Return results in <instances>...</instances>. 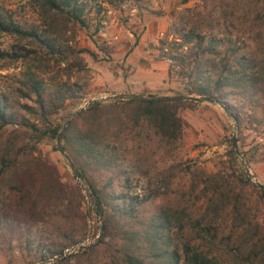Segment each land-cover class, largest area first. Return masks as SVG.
I'll use <instances>...</instances> for the list:
<instances>
[{
  "label": "trees",
  "instance_id": "16d2710c",
  "mask_svg": "<svg viewBox=\"0 0 264 264\" xmlns=\"http://www.w3.org/2000/svg\"><path fill=\"white\" fill-rule=\"evenodd\" d=\"M35 1L48 18L47 30L24 29L0 9V32L30 39L51 57L62 55L70 75L84 70L81 53L92 52L69 46L65 34L68 22L88 27L90 0ZM109 1L120 5L126 0ZM157 50L161 57L171 58L168 72L174 68L185 81L186 94L216 99L231 113L238 142L244 130L264 125V0H196L173 16ZM35 52L19 44L9 52L0 45V59L25 58ZM26 77L28 92L24 96L33 104L17 101V108L0 92V125L40 131L20 112L21 107L45 123L43 133L56 138L61 128L56 115L66 101L87 93V85L78 78L46 86L34 74ZM150 91L159 94L148 95L170 92L161 87ZM201 103L115 98L90 104L69 121L61 145L91 196L97 221L93 237L99 233L100 211L103 224L95 243L50 264H67L71 258L76 264H221L224 257L230 264H264V189L252 184L239 167L231 135L227 167L210 170L196 159H188L150 175L142 163L131 162V142L140 139L145 129L157 136L166 156L172 155L182 136L181 109ZM20 135L13 129L0 142V178L7 173L18 176L29 164ZM240 148L245 155L241 143ZM40 165L41 182L29 217L35 224L53 228L58 239L49 243L36 239L22 222L19 244L31 256L24 264L52 258L83 241L89 226V210H82L77 201V197L85 200L78 184L72 179L73 188L64 190L52 167ZM178 173L186 178V203L147 213L148 202L155 195L169 193ZM147 175L155 178V189L142 183ZM13 189L22 190L18 181ZM5 222L0 214V231Z\"/></svg>",
  "mask_w": 264,
  "mask_h": 264
},
{
  "label": "rangeland",
  "instance_id": "374dc122",
  "mask_svg": "<svg viewBox=\"0 0 264 264\" xmlns=\"http://www.w3.org/2000/svg\"><path fill=\"white\" fill-rule=\"evenodd\" d=\"M195 2L196 0H126L117 5L110 3L109 0H90L86 11L88 27H78L68 22L65 34L68 40L66 43L76 48H88L92 52L91 54L81 53L86 62V67L84 70L71 73V75L65 69L66 61L61 59L62 55L54 54L51 57L45 49H40L30 39L22 38L16 34L0 32L2 49L10 52L13 50V46L19 44L26 49L36 50L35 53H30L25 58L0 59V92L6 95L8 100L15 103L16 106L17 101L33 104V100L24 96L28 92V85L26 84L28 73L43 80L46 86H52L63 81L72 82L79 78L80 82L86 83L87 93H83L80 99L66 101L64 108L56 115L62 125L67 114L84 104L88 99L119 93L114 89L112 90L113 83L111 80L120 75L123 76V74L127 75L130 66L126 60L128 56L134 53L135 48L142 49L139 53L142 63L151 66L157 75L158 83H160L159 72L165 63L162 62L163 56L161 57L157 50L159 40L164 36L173 16L182 11L184 7L193 6ZM131 7L136 8L133 14L130 13ZM98 8H101L100 11L97 10ZM0 9L5 16L10 17L24 29H48V18L35 0H0ZM103 20H106L107 23L103 24ZM62 42L65 41L62 40ZM153 63L155 64L154 67L151 65ZM167 65L169 67V63ZM174 71V68L170 72L167 71V82L165 87L161 88H164V91H170L167 94H186L185 81L181 80ZM161 85L163 86V84ZM139 93L144 95H148L147 93L159 94L158 91L149 90H143ZM19 110L36 124L40 131L32 127L17 125L3 127L0 125V142L9 131L13 129L20 131V136L26 144L25 150L29 159L28 166L25 165L24 169L20 171L22 173L18 176L7 173L0 178V198L2 200L4 198V202H0V214L6 220L0 231V264H24L31 258L29 252L22 250L19 244L22 222L26 223L25 226L30 228V235L36 239L42 238L46 243L58 239L56 232L52 230L53 228L46 229L41 223L35 224L29 217L41 182L40 164H47L52 167L64 190H70L73 180L77 183L71 174L67 161L58 151L56 138H51L42 132L45 123L39 117L28 114L21 107ZM181 115L183 118L181 141L178 142L172 155L166 156L159 146L157 136L152 130L145 129L140 139L131 142L134 148V158L131 162L134 164L142 163L149 169L150 175L173 162L187 161L188 159H196L210 170L217 167H227L230 163V158L227 155L230 147L229 135L233 136L234 122L226 112L216 104L202 102L198 105L185 106L181 109ZM236 135L238 139V127H236ZM241 136L242 140L238 144L240 147L241 143L245 151V155L242 152L244 158L251 172L256 174L260 182L264 183V125L258 129H246ZM240 150L242 151L241 148ZM237 159L239 167L244 171L238 156ZM181 176L178 173L174 179L175 184L169 193L155 195L148 202L147 213L164 205L174 206L186 203L184 200L187 198L185 194L187 189L186 178ZM147 178L145 177L142 183H145L150 189H155L157 187L155 178L149 179L148 175ZM17 181L22 190L13 189ZM10 189L12 191H9ZM249 189L250 192H254L251 187ZM9 192L10 195H8ZM82 194L85 196L83 191ZM252 198L258 199V196L252 193ZM77 201L81 204L82 210H89L88 230L84 240L81 241L88 244L98 236L93 237L97 233L95 213L91 210L93 205L86 196L85 200L77 197ZM9 227L12 229L8 230ZM8 236L11 238V246H8ZM36 263L38 262L30 264ZM67 264H76L75 259L71 258ZM221 264L230 263L224 257Z\"/></svg>",
  "mask_w": 264,
  "mask_h": 264
},
{
  "label": "water",
  "instance_id": "95a60500",
  "mask_svg": "<svg viewBox=\"0 0 264 264\" xmlns=\"http://www.w3.org/2000/svg\"><path fill=\"white\" fill-rule=\"evenodd\" d=\"M115 98H134V99L139 100V101L140 100H193V101L209 102V103L216 104V105L220 106L234 122V132H233V136H232L234 149H235V152H236L238 158L241 161V164L244 168V171L247 175L248 180L251 183L258 186L259 188L264 189V183L260 182L257 179L256 174L251 172V170H250V168H249V166H248V164L244 158V155H243L242 151L240 150L237 135H236V127H237L236 121L233 119L231 113L218 100L211 99V98L205 97V96H193L190 94L144 95V94L137 93V92H119V93L110 94V95H106V96H96V97L90 98L84 104L78 106L77 108H75L74 110L69 112L67 114V116L65 117L64 122L61 125V128L58 131V134L56 136V146L58 148V151L63 155V157L67 161V164L71 170V174H72L73 178L77 181V183L81 187L82 191L84 192V194H85L86 198L89 200V202L92 203L91 196H90V194L86 188V185L84 184V182L80 179L79 175L77 174L74 163L70 160L65 149L61 145V135H62L63 131L65 130L66 126L68 125L69 121L74 116H76L78 113L85 110L90 104H93L96 102H104V101H108V100L115 99ZM102 224H103L102 212L100 211V229H99L98 236L95 238V240L93 242H90L88 244H85L83 242H79V243L71 246L70 248L64 249L63 251H61L56 256H54L52 258H47V259L42 260L36 264H50L59 258H62V257L67 256L68 254H70L74 251H77L78 249L92 245L93 243H95L98 240V238L101 235Z\"/></svg>",
  "mask_w": 264,
  "mask_h": 264
},
{
  "label": "crops",
  "instance_id": "0c3cea01",
  "mask_svg": "<svg viewBox=\"0 0 264 264\" xmlns=\"http://www.w3.org/2000/svg\"><path fill=\"white\" fill-rule=\"evenodd\" d=\"M140 48H135L134 53L127 58V63L130 66V70L127 72V75L123 74V76H118L111 80L113 83L112 90L114 89L116 92H143V90H151L156 89L158 87H165L167 82V71H168V63L164 62L162 70L159 72V77L161 80V84L158 83L157 75L153 71L150 65H144L142 63V58L139 57ZM155 63V62H154ZM151 64L152 67L155 64ZM167 63V64H166Z\"/></svg>",
  "mask_w": 264,
  "mask_h": 264
},
{
  "label": "built area",
  "instance_id": "2783aa9c",
  "mask_svg": "<svg viewBox=\"0 0 264 264\" xmlns=\"http://www.w3.org/2000/svg\"><path fill=\"white\" fill-rule=\"evenodd\" d=\"M135 11H136V8H135V7H131V8H130V13H131V14H133ZM102 23H103V24H106L107 21H106V20H103ZM163 59H164L165 62H167V63H169V64L172 63L171 58L168 57V56H163Z\"/></svg>",
  "mask_w": 264,
  "mask_h": 264
}]
</instances>
